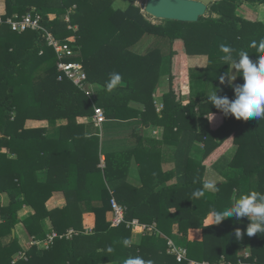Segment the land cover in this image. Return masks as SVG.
<instances>
[{"label": "crops", "instance_id": "obj_1", "mask_svg": "<svg viewBox=\"0 0 264 264\" xmlns=\"http://www.w3.org/2000/svg\"><path fill=\"white\" fill-rule=\"evenodd\" d=\"M235 4L228 1L222 5L223 12L237 19L233 25L235 29L226 26L215 29L220 31V43L215 41L216 32L208 28H190L184 30L183 36L172 37L165 46H157L162 55L155 59L158 63L156 69L154 65L145 72L136 90L138 92L133 93L137 95L132 96L127 91L124 97H111L109 91L112 89L98 88L97 92L88 82L99 98H116L114 102L96 101L106 119L100 125L93 122V113L77 115L74 125L66 132L60 131L70 123L66 119H57L53 123L43 117L25 119L24 129H42L44 138L40 140L34 134L23 141L10 140L8 145L2 146L0 157V180L14 181L22 189L20 199L23 203L17 211L19 221L10 233L4 230L3 235L0 234L2 244L16 238L17 248L10 264H51L56 258L60 259L61 264H137L138 260L143 261V264H176L169 255L181 262L171 253L170 244L186 250L185 260L188 264L196 260H204L198 261L201 264H211L209 257L218 254L220 259L217 263H233L236 257L245 261L244 258L251 256L253 237L244 233L249 218L236 219L232 216L219 224H209L213 210L224 211L231 206L233 197L238 198L258 188L256 175L242 176L244 153L257 143L253 139L244 140L249 134L242 118L225 114L209 99L215 94L231 101L235 99L234 89L243 84L233 61L223 60L227 54L221 46L230 48L233 59L238 61L239 52L252 53L257 50L252 46L253 42L260 37L264 40V3L236 1ZM5 7L4 0H0V17L4 16ZM74 7L59 16L71 32L68 37L75 38L79 26L70 21ZM35 8L32 7V12L37 13ZM211 16L219 17L216 13ZM56 17L54 13L49 14L50 20ZM41 20L40 16V24ZM228 30L236 34L249 31L253 35V42L233 45L230 43L232 37L224 34ZM32 31L43 33L41 30ZM144 41L148 43L143 47L137 45L132 51L145 55L153 49L150 45L157 38L148 36ZM77 50L78 54L73 59L80 61V48ZM213 51H219L221 61L218 63V76L210 78ZM128 67L131 68L130 64ZM195 78L198 84H195ZM100 90L108 92L103 95ZM149 91H152L151 94H148ZM21 97L18 94L11 121L16 122L17 116L24 111L29 113L30 106L27 104L25 110V105L18 102ZM191 102H196L194 108L177 109ZM105 106H116L120 114L108 118ZM208 116L213 118L208 120ZM105 122L107 124L103 126ZM99 129L100 133L104 129L107 134L104 137L105 149L100 144ZM99 177L103 189L98 193L101 195L105 190L108 191L110 199L114 198L125 210L141 186L154 187L155 193L139 207L140 212L133 218L138 220L139 226L125 223H122L125 227L120 226L122 224L113 226L112 211L108 206L101 228H104V224H108L109 228L99 232L95 230L96 214L93 208L103 204L94 196L97 194ZM23 179L26 181L25 187L21 184ZM231 179L235 180L237 186H231ZM192 181L197 182L189 184ZM207 183H212L214 189L206 188ZM24 193L30 197H25ZM217 193L222 198L210 211L211 200ZM35 201L43 202L44 208L39 210L43 216L36 218L27 229L23 220L35 215L36 210L31 205ZM8 203L7 194L0 191V206L5 207ZM67 205H71L73 213L67 209ZM61 209L65 211V217ZM78 213L81 214L79 227L72 224L62 232L54 229L56 220L63 217L65 221L61 220L60 225L67 223V220L70 223L68 218ZM2 222L4 219L0 215ZM200 223L206 230L215 225L222 227L221 240L225 238L229 245L219 250L215 244L203 241L204 232L199 227ZM143 225L153 226L154 229L150 231L142 228ZM224 226H230L231 229L226 231ZM237 228L244 233L240 239L234 235ZM33 229H39L41 236L30 233ZM69 230L76 233L64 235ZM51 232L63 236L50 243L48 235ZM70 239L75 258L63 260L59 251L63 244L60 243ZM55 243L59 247L57 250H47ZM94 249L98 253L97 259L85 257L78 262L77 256H87ZM42 250L45 251L41 253Z\"/></svg>", "mask_w": 264, "mask_h": 264}, {"label": "trees", "instance_id": "obj_2", "mask_svg": "<svg viewBox=\"0 0 264 264\" xmlns=\"http://www.w3.org/2000/svg\"><path fill=\"white\" fill-rule=\"evenodd\" d=\"M114 1L115 0H32L31 2L30 0H4L6 7L3 18H19L21 15L32 11V7L36 6L35 9L42 18L41 24L43 27L53 32L57 37H60V40H63L68 37L71 32L67 30V23L61 19L59 14L66 12L67 9L75 5L70 14V21L79 26L76 32L77 37L74 39L76 40V45L80 48L78 59L82 61L84 65L88 75V82H90L91 85L96 84L98 86L95 88L96 90L99 87V89L109 90L108 84L111 83L112 74L126 73V75L122 74L119 76L126 78L127 85L120 86L118 83L112 88L113 91H109V95L111 96L124 97L127 91L132 93V96L137 95L133 93L138 92H136V90L139 88L138 86L142 82L145 72L151 70L154 65L158 64L155 59L158 58V56L161 57L162 54L157 46H165L172 37L183 36L184 30L190 28H208L209 31L216 32L217 38L215 41L216 43H220V37H218L220 31L215 29L224 26L228 29H235L233 25H235L237 19L234 15L223 12L222 5L224 3L228 1L232 3V5H236V1L239 3H264V0H214L207 6L205 13L207 15L200 16L196 22H185L156 19L141 11V8L136 5V0H131L123 9L114 8ZM51 13L57 16L53 20L49 19V14ZM213 13L218 14L219 17L211 16ZM152 18L160 22H153ZM224 34H228L227 36L232 37L230 43L233 45L253 42V35L249 31H240L239 34H236L234 31L228 30V33ZM148 36L157 38V41L152 42L153 45H150L153 48L152 50L145 55H139L132 51L140 41L146 39ZM261 41L260 37L258 41L254 42L259 44ZM241 46L242 45H240V47ZM40 52H42V54H40ZM211 53L212 59L210 65L212 66L210 67V78H215L219 74L220 67L218 63L221 60L219 59V51H213ZM248 54L253 60L258 56H264V53H258L257 50H254L252 53L249 51ZM129 64L131 68L128 67ZM156 67L157 65L154 69H156ZM123 68L124 70L119 71ZM57 76L55 52L51 46L47 45L45 35L42 32L26 30L22 33H18L12 31L7 24H0V157L2 146L5 144L8 145L10 140L23 141L29 137H33L34 134L39 136L38 138L42 140V129H24L23 124L27 117H43L49 120L50 123H53L57 119H66L70 123L60 130L66 132L67 129L69 130L71 126L74 125L73 123H75V117L77 115H90L93 113L92 103L84 93L69 79L63 78L62 80H58ZM21 87L24 88L21 89ZM151 92L152 91H149L148 94H151ZM18 93L22 95L18 102L25 105V110L28 104L30 106V114L24 111V113L17 116L15 122L11 121V117L12 112L15 111L16 108L15 101L18 100ZM195 103L196 102H191L188 106H180L177 109H192ZM116 109V106H105L106 116L110 118L109 116L113 117L115 114L119 115L120 113L118 114V110ZM243 121L249 134V137H246L244 140L253 139L257 144L251 150L244 153L242 160L244 164V173L242 176L247 177L256 175V183L258 186L256 191L264 195V119L256 120L250 118L248 120L243 119ZM13 152L14 150H12V153ZM98 181L99 184L96 189L97 194L94 196L100 199L103 204L93 209L96 214L95 230L99 232L102 229L109 228L108 224L107 226L104 224V228H101V224L105 220L107 207H111V204L108 191L105 190L101 195L98 193L103 189L101 177H99ZM196 182L197 181H192L189 182V184ZM21 184L25 187L26 181L24 179L21 180ZM183 184L189 185L188 183ZM230 184L231 186H235V180L231 179ZM153 188L154 187L151 186H141L131 202L128 205L125 204L126 220L133 219L140 212L139 207H141L144 202H147L155 193ZM21 190V186L17 185L14 181L11 183L7 179L0 180V191L6 193L9 198L7 206H0V215L4 219V223H0L1 235H3L4 230L10 233L11 229L19 221L17 211L23 203L20 199L22 196ZM24 196L30 197L25 193ZM221 198L222 196L219 193L214 194L210 204V211L218 205L217 203H219ZM24 201L27 202L25 199ZM31 205L36 211L33 217L30 216L23 220V224L27 229L35 222L36 218L43 216L39 211L44 208L42 201L31 202ZM85 205H87V203H85ZM64 208H66V206ZM70 208L71 205H67V209L70 210ZM69 210L68 213H70ZM64 212L65 211L61 209V214L62 216L64 215L63 217H65ZM80 216L81 214L78 213V215L68 218L71 224L67 220L68 224L63 223V225L59 224V222H62L61 220L65 221L64 218L61 217L59 220L55 221L56 227H54V229L58 232H62L72 224L79 227L81 220ZM120 226L125 227L124 224ZM199 227L203 229L204 232L203 241L215 244L219 250L225 248L226 244L229 245L225 242V238L221 240L223 228L219 225H215L208 230L202 226V223H200ZM229 229H231L230 226H224V230L228 231ZM96 231L95 233H97ZM30 233L41 236V234H39V229H33ZM252 237L251 248L253 253H251L249 258H244V262H247V264H257L255 262L257 261L258 264H260L264 262V235L257 234ZM71 241L72 239L64 240V242L60 243L63 244L60 248L55 243L47 250L52 251L53 249L57 250L59 248L63 260L75 258L73 243ZM164 242L166 244V241ZM231 242H233V240ZM16 248V238H12L7 244H2L0 242V264H10L11 256L16 251ZM35 249L36 248H34V250ZM44 251L45 250H42L41 253ZM97 256L98 253L94 249L91 250L90 254H87V256H77V260L80 263L85 257L97 259ZM169 256L173 258L176 264H188L187 260L177 262L173 255ZM219 257L220 254L209 257L208 261L211 264L215 261V263H217L220 259ZM188 258L191 259L189 253ZM236 259L237 257L235 260H232L233 263L238 261V259ZM196 261L203 262L204 260ZM51 264H61V261L56 258ZM90 264H92V262H90Z\"/></svg>", "mask_w": 264, "mask_h": 264}, {"label": "clouds", "instance_id": "obj_3", "mask_svg": "<svg viewBox=\"0 0 264 264\" xmlns=\"http://www.w3.org/2000/svg\"><path fill=\"white\" fill-rule=\"evenodd\" d=\"M252 46L256 47L258 53H264V41H261L258 45L253 42ZM221 47L227 54L223 57V60L233 61L234 67L243 79V84L234 89L235 99L231 101L226 97H217L215 94L211 95L209 99L216 108L223 109L225 114L230 113L237 119H264V56H258L253 60L247 52L241 51L238 55V61H235L230 48ZM120 79L119 74H112L108 89L111 90L115 87ZM207 118L211 120L213 117L208 116ZM205 187L214 189L215 186L212 183H207ZM197 195H202V193H197ZM232 216L236 219L249 218V223L244 230V233L248 236L264 235V195L257 191H250L238 198L233 197V202L229 208L219 212L212 211L209 224H219L225 218ZM244 233L237 228L234 235L237 239H240ZM137 264H143V261L138 260Z\"/></svg>", "mask_w": 264, "mask_h": 264}, {"label": "built area", "instance_id": "obj_4", "mask_svg": "<svg viewBox=\"0 0 264 264\" xmlns=\"http://www.w3.org/2000/svg\"><path fill=\"white\" fill-rule=\"evenodd\" d=\"M7 24L12 31L22 32L28 29L31 30H41L45 35V40L48 46H51L56 55V68L58 71V80H62L63 78L69 79L80 91L84 93V95L90 100L93 106V122L95 125H100L103 121H105V114L103 109L96 104V95L91 87L88 86V75L84 68V65L73 58L78 54V46L74 43V37H67L63 40L56 38L52 33L46 31L40 24V15L35 12H27L23 14L18 19H12L9 17L3 18L0 17V24ZM111 211H112V220L111 224L113 226H118L122 223H125L130 226H139V222L137 219L126 220L125 219V208L116 202L114 198L110 199ZM142 228H147L150 231L154 229L153 226H141ZM76 231L69 230L67 234L71 235L75 234ZM56 232H51L48 235V242H52L57 237H62ZM171 245V253L176 256L178 261H182L187 259L186 250L176 248ZM190 264H199L195 261H190ZM208 264V263H207ZM214 264H246L243 260H238L237 262H222V263H214ZM264 264V263H260Z\"/></svg>", "mask_w": 264, "mask_h": 264}, {"label": "water", "instance_id": "obj_5", "mask_svg": "<svg viewBox=\"0 0 264 264\" xmlns=\"http://www.w3.org/2000/svg\"><path fill=\"white\" fill-rule=\"evenodd\" d=\"M213 0H146L144 12L156 19L196 22ZM121 86L126 82L121 81Z\"/></svg>", "mask_w": 264, "mask_h": 264}, {"label": "rangeland", "instance_id": "obj_6", "mask_svg": "<svg viewBox=\"0 0 264 264\" xmlns=\"http://www.w3.org/2000/svg\"><path fill=\"white\" fill-rule=\"evenodd\" d=\"M130 1L131 0H115L114 1V4H113V7L114 8H125L129 3H130ZM145 1L146 0H136V5H138L140 8H141V11H143L144 12V6H145ZM145 13V12H144ZM205 15H207V14H205ZM152 21L153 22H160V21H157V20H155V19H153L152 18ZM148 42L147 41H144V40H142V41H140L137 45H140L141 47H143V45L144 44H147ZM138 52H140V51H138ZM108 61V60H107ZM122 70H124V68L123 69H120L119 71H122ZM119 75H122V74H124V75H126V73H118ZM120 82H119V85H120V83H121V81H124V82H126V78L125 77H121L120 76ZM195 84H198V80H197V78H195ZM92 86H93V88L95 89V88H97L98 86L96 85V84H92ZM121 86V85H120ZM22 88H24V87H21V89ZM100 88V87H99ZM99 90V89H98ZM98 90H97V92H98ZM97 92H96V96H97V103H101V102H114V99H116V98H112V99H110V97L109 98H99V94H97ZM100 93L101 94H104V93H106V91H104V90H100ZM18 94H21V93H18ZM111 97H113V96H111ZM122 103V102H121ZM117 113H120L119 111L117 112ZM105 124H107V122H105L104 124H103V126L105 125ZM99 134H100V137H101V139H100V144L102 145V147H103V149H105V146H104V140H105V138L104 137H107V136H105V134H106V132H105V130L103 129V132L101 131V133H100V129H99ZM103 133V134H102ZM107 135V134H106Z\"/></svg>", "mask_w": 264, "mask_h": 264}]
</instances>
